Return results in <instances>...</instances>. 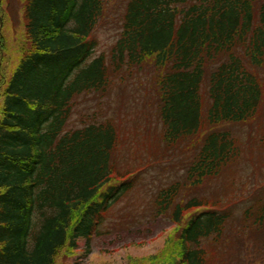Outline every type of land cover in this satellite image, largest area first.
Here are the masks:
<instances>
[{"label": "trees", "instance_id": "obj_1", "mask_svg": "<svg viewBox=\"0 0 264 264\" xmlns=\"http://www.w3.org/2000/svg\"><path fill=\"white\" fill-rule=\"evenodd\" d=\"M24 12L31 48L0 70V264H55L146 187L152 217L178 227L174 264H216L246 234L264 264V188L237 198L244 128L264 107V0H25ZM106 20L117 31L100 51ZM126 83L147 95L143 139L112 108ZM229 170L225 196L199 190Z\"/></svg>", "mask_w": 264, "mask_h": 264}, {"label": "rangeland", "instance_id": "obj_2", "mask_svg": "<svg viewBox=\"0 0 264 264\" xmlns=\"http://www.w3.org/2000/svg\"><path fill=\"white\" fill-rule=\"evenodd\" d=\"M24 1L1 0L3 14L2 16L0 15V20L4 21L2 26V44L4 47L0 52V70L3 68L7 76L11 70L18 66L32 45L26 31L27 22L24 12ZM105 23H107V26L99 32L100 51H109L115 31H117V25H112L111 23L110 26L107 20ZM3 76L0 72V83L3 80ZM135 78L130 81L138 84L141 81L146 82L143 77ZM132 84L131 82V86ZM0 86L2 88V84ZM128 86L127 90L120 88L119 99H115V104L112 108L116 109L118 106L121 107V104H124L121 111L116 112V116L121 120L124 127L138 129L140 133L139 139H143L147 134L148 124L145 119L148 112H144L145 107L143 106L147 102V95L143 93L141 100L135 101L133 100L135 95H141V93L135 87H130V83ZM146 86L144 85L142 89H145ZM3 107L4 95L0 94V119L3 114ZM260 112L259 118L253 124L244 128L243 144L246 152L243 162L244 167L250 166L248 171L251 173L249 177L241 178L242 184L237 189L240 195H237V198H242L245 194L249 196L251 192L257 191V187L259 189L264 188V147L259 145V135H261L259 131L264 130V107L261 108ZM258 128L257 133L252 132V129L257 130ZM161 158L168 159L166 156ZM141 160L142 155L139 153L136 161L140 162ZM244 167L241 165L235 168L238 175L244 170ZM172 172H174V168L170 165L167 169L164 167L161 175L167 178ZM232 172L230 170L227 171L223 177L207 182L199 190L202 193H208L213 199L220 195L225 196L232 177L236 176ZM147 189L148 187L136 190L123 200L114 211L112 210V213L108 215L109 220L103 228L106 234L94 237L89 244L86 240H80L76 250L61 251L56 258L55 264H174V262L178 261L181 249L175 244L176 242H172L175 235H177L178 227L169 221L157 220L152 217V213L148 210L146 199L143 196L147 193ZM237 192L235 191V193ZM230 230L237 232L238 226L236 227L232 223ZM243 241L237 240V245L231 250L228 247L222 248L220 256L215 260L216 264H251L253 256L247 252L249 250L252 251V248H250L253 244L252 237L246 234L243 236ZM255 254H257V251H255Z\"/></svg>", "mask_w": 264, "mask_h": 264}]
</instances>
